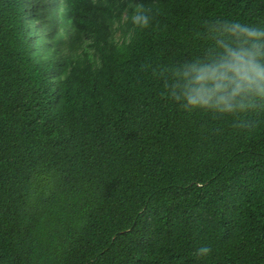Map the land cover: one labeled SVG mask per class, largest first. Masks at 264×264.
Masks as SVG:
<instances>
[{"label":"trees","instance_id":"1","mask_svg":"<svg viewBox=\"0 0 264 264\" xmlns=\"http://www.w3.org/2000/svg\"><path fill=\"white\" fill-rule=\"evenodd\" d=\"M217 20L264 0H0V264H264V103L187 111L158 74Z\"/></svg>","mask_w":264,"mask_h":264},{"label":"clouds","instance_id":"2","mask_svg":"<svg viewBox=\"0 0 264 264\" xmlns=\"http://www.w3.org/2000/svg\"><path fill=\"white\" fill-rule=\"evenodd\" d=\"M132 22L150 27L151 9L134 4ZM212 47L203 58L162 67L159 76L169 99L187 111L204 110L236 115L264 103V27L238 21L208 23ZM211 248L202 246L197 256Z\"/></svg>","mask_w":264,"mask_h":264},{"label":"rangeland","instance_id":"3","mask_svg":"<svg viewBox=\"0 0 264 264\" xmlns=\"http://www.w3.org/2000/svg\"><path fill=\"white\" fill-rule=\"evenodd\" d=\"M41 25H42V21H37L36 23H35V28L36 27H40L41 28ZM40 33L38 34V35H43L44 36V34L43 33H41V31H39Z\"/></svg>","mask_w":264,"mask_h":264}]
</instances>
